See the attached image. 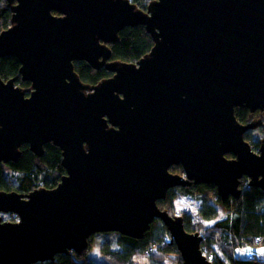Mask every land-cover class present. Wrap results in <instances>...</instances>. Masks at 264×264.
<instances>
[{
	"label": "water",
	"instance_id": "95a60500",
	"mask_svg": "<svg viewBox=\"0 0 264 264\" xmlns=\"http://www.w3.org/2000/svg\"><path fill=\"white\" fill-rule=\"evenodd\" d=\"M8 1L0 66L16 57L31 90L0 75V165L24 144L41 157L52 143L66 174L53 189L0 191V264L81 255L98 233L143 239L155 220L184 264H213L200 233L158 201L201 184L239 198L244 178L264 191V137L257 152L245 140L260 124L235 115L264 112V0H153L146 10L130 0ZM134 26L154 46L137 62L113 60L109 45ZM75 61L113 75L85 84Z\"/></svg>",
	"mask_w": 264,
	"mask_h": 264
},
{
	"label": "trees",
	"instance_id": "16d2710c",
	"mask_svg": "<svg viewBox=\"0 0 264 264\" xmlns=\"http://www.w3.org/2000/svg\"><path fill=\"white\" fill-rule=\"evenodd\" d=\"M138 8L146 10L148 4L153 0H130ZM59 15L58 13H54ZM12 11L8 0H0V33L11 26ZM112 50V59L122 62H137L150 52L154 46L152 36L144 26L125 27L118 34V40L109 45ZM75 71L85 84L96 85L104 79L110 78L113 73L104 67L99 70L93 69L83 61L74 62ZM20 63L16 57H7L1 60L0 75L4 80L16 78V84L26 92L30 93L31 83L23 81L19 73ZM235 115L239 122L247 123L251 114L246 107H237ZM245 140L250 142L253 151L257 152L260 146L258 139H253L251 131L245 133ZM44 154L38 157L32 153L27 144L21 147V156L16 162L7 166L13 172V177L6 175L0 165V191H16L27 195L35 189H53L60 183L66 174L62 165V151L52 143L44 145ZM232 158V155H228ZM172 173L182 171L181 167L170 168ZM242 194L239 198H229L222 201L213 185L201 184L189 187H176L169 189L164 200L158 201L162 210H167L172 216L174 214V201L178 194L190 196L199 202L198 215L200 221L194 222L191 216L184 212V226L188 232H200L203 240L201 248L204 255L213 264H264V254L235 255L233 249L240 247L264 246V191L258 187H249L247 180L241 181ZM219 206L226 210V217L215 222L212 227L205 226L203 222L217 219L220 214ZM2 215V214H1ZM9 215L15 221L17 216ZM94 236V235H93ZM90 243H92V238ZM117 247L112 248L109 241L101 245L103 259L91 258L88 251L81 255L74 252L58 254L54 260L39 262L36 264H132L151 256L154 261L162 262L170 255H176L179 264H183L181 253L171 237L166 226L159 220H155L150 230L143 239H135L118 235ZM154 245L153 251H148ZM214 245H218L222 252L219 255ZM235 249V250H236Z\"/></svg>",
	"mask_w": 264,
	"mask_h": 264
},
{
	"label": "rangeland",
	"instance_id": "374dc122",
	"mask_svg": "<svg viewBox=\"0 0 264 264\" xmlns=\"http://www.w3.org/2000/svg\"><path fill=\"white\" fill-rule=\"evenodd\" d=\"M253 122H258L259 124H261V126L258 129L251 131L252 138L258 139L259 141H261L262 138L264 137V132H263L264 112L258 111L254 115H250L248 117L247 123H253ZM2 167H3V171L6 175H8V176L13 175V172L10 170V168L7 165H3ZM177 174L183 175V170L180 172H177ZM173 206H174V210H175L174 211L175 216H182L184 218V216L182 214L184 212H186L191 216V218L194 222L201 220L199 215H198L199 202L196 201L194 198H192L190 196H183V195L178 194V197L175 199ZM219 210H220V214L216 220L210 221V222H203V224L205 226L212 227L215 224V222L224 219L226 217V210H224V208H222L221 206H219ZM1 216L4 220L13 221L12 217L9 218V215L2 214ZM15 221H17V219ZM118 235L119 234H117V233H98V234H95L92 238V243H90L91 247L88 251L89 257L96 258L98 260L103 259L104 256L101 253V245L104 242L109 241L112 245V248L115 249L117 247L116 241L118 239ZM214 247L216 249V252L219 255H222L220 247L218 245H214ZM235 249H233V252L235 255H238V256H245V254H251L252 255V254H255V252L260 253L259 255H262L264 253V251H263L264 246L248 247V248L243 249V250H241L242 249L241 247L239 249L238 248L236 250ZM258 249L260 251H256ZM132 264H179V259L176 255L173 254V255H170L168 258L164 259V261L157 262V261H154L151 256H149L146 259H142L141 261L135 260L134 262H132Z\"/></svg>",
	"mask_w": 264,
	"mask_h": 264
},
{
	"label": "flooded vegetation",
	"instance_id": "af4514ba",
	"mask_svg": "<svg viewBox=\"0 0 264 264\" xmlns=\"http://www.w3.org/2000/svg\"><path fill=\"white\" fill-rule=\"evenodd\" d=\"M258 112V111H257ZM257 112H255V113H257ZM261 112V111H260ZM251 113V112H250ZM255 113H251V114H255ZM246 124V123H245ZM260 126H261V124H260ZM259 126V127H260ZM258 129V128H257ZM250 131H252V130H250ZM248 132V131H247ZM9 164V163H8ZM8 164H2V166L3 165H8ZM174 166H178V167H181L182 168V170H183V167L181 166V165H174ZM173 167V166H172ZM174 174H177V173H174ZM183 175H184V171H183Z\"/></svg>",
	"mask_w": 264,
	"mask_h": 264
},
{
	"label": "built area",
	"instance_id": "2783aa9c",
	"mask_svg": "<svg viewBox=\"0 0 264 264\" xmlns=\"http://www.w3.org/2000/svg\"><path fill=\"white\" fill-rule=\"evenodd\" d=\"M155 248V246L154 245H152L150 248H149V250L148 251H153V249ZM256 251H260L259 249L258 250H256ZM262 251V250H261ZM264 251V250H263ZM256 254H260V253H258V252H255ZM264 254V253H263ZM262 254V255H263Z\"/></svg>",
	"mask_w": 264,
	"mask_h": 264
}]
</instances>
